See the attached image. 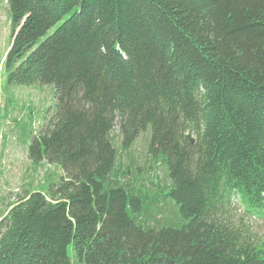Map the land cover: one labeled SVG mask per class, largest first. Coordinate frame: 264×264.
I'll return each mask as SVG.
<instances>
[{
  "label": "trees",
  "instance_id": "16d2710c",
  "mask_svg": "<svg viewBox=\"0 0 264 264\" xmlns=\"http://www.w3.org/2000/svg\"><path fill=\"white\" fill-rule=\"evenodd\" d=\"M7 3V83L56 103L29 159L63 177L9 207L0 264H264L230 214L264 221V0Z\"/></svg>",
  "mask_w": 264,
  "mask_h": 264
},
{
  "label": "rangeland",
  "instance_id": "374dc122",
  "mask_svg": "<svg viewBox=\"0 0 264 264\" xmlns=\"http://www.w3.org/2000/svg\"><path fill=\"white\" fill-rule=\"evenodd\" d=\"M11 22L7 0H0V220L9 207L17 203L25 192L43 190L50 180L54 183L63 177L61 169L42 162L33 165L29 159V147L49 127L56 113L52 86L9 85L4 62L11 46ZM114 134L116 146L120 144L119 126ZM148 134H142L130 150L121 154L125 165L143 166L148 147ZM164 177L162 167L154 174ZM155 176V175H154ZM169 214V207L164 208ZM231 217L243 225L256 239L264 240V221L243 215L235 204L230 208ZM71 264H83L72 261Z\"/></svg>",
  "mask_w": 264,
  "mask_h": 264
},
{
  "label": "built area",
  "instance_id": "2783aa9c",
  "mask_svg": "<svg viewBox=\"0 0 264 264\" xmlns=\"http://www.w3.org/2000/svg\"><path fill=\"white\" fill-rule=\"evenodd\" d=\"M1 221V220H0Z\"/></svg>",
  "mask_w": 264,
  "mask_h": 264
}]
</instances>
